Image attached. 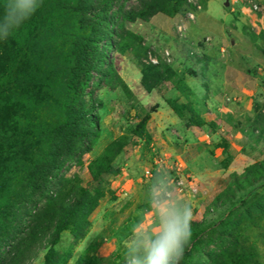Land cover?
<instances>
[{"label":"rangeland","instance_id":"obj_1","mask_svg":"<svg viewBox=\"0 0 264 264\" xmlns=\"http://www.w3.org/2000/svg\"><path fill=\"white\" fill-rule=\"evenodd\" d=\"M104 1L41 0L34 15L7 39L0 38V264H125V241L132 230H158L149 202L151 184L163 179L157 169L168 172L176 196L191 207V226L220 231L229 219L241 241L256 243L264 253L256 235L264 229V181L261 171L246 169L264 162V134L259 132L264 124V0H196L203 10L188 24L184 16L194 7L181 11L182 35L178 17L155 14L126 21L129 12L136 14L152 0L113 1L105 12L107 24L99 25L89 15ZM6 4L0 0V22ZM50 5L54 10L45 15ZM94 39H99L96 54L102 58L93 61L84 96L77 100L71 91L78 73L75 60ZM205 53L209 75L220 79V74L226 87L216 79L211 83L199 66ZM140 64H164L176 73L147 92ZM181 72L212 100L207 109L201 110L179 85ZM180 96L200 111L203 128L186 126L190 133L183 134L184 124L177 133L172 130L167 100ZM154 105L156 111L150 112ZM75 110L87 115L82 143L54 139V129L70 123ZM146 114L149 121L135 131ZM118 140L124 144L119 154L113 145ZM28 166L36 170L29 177ZM106 166L110 171L102 173ZM178 180L186 186L183 192L176 191ZM248 181L251 186L238 189ZM80 189H87L95 207L77 237L64 230L51 245L59 204L68 206ZM58 197L47 216L55 218L50 228L34 223L40 209ZM217 236L204 248L206 264V255L219 253L226 242L227 236Z\"/></svg>","mask_w":264,"mask_h":264},{"label":"trees","instance_id":"obj_2","mask_svg":"<svg viewBox=\"0 0 264 264\" xmlns=\"http://www.w3.org/2000/svg\"><path fill=\"white\" fill-rule=\"evenodd\" d=\"M113 1L116 0L104 1V5L101 9L94 10L92 14L89 15L90 19L95 22H98L99 25L105 26L107 24V15H105V12L109 10V5ZM207 1L208 0H206V3ZM186 2L187 0H152L147 6H145V8H143L136 14L129 12L125 19L128 22H133L135 19L145 20L149 17L154 16L155 14H162L168 18H174L183 9H185ZM62 5L67 6L66 4ZM53 10L54 9L52 5H50L49 9L47 10V13L44 14L48 15ZM41 20L42 16L40 18V21ZM98 42L99 39H94L91 41V43H87V49L85 51H82L79 57L75 60L78 73L76 74L74 81L72 82L73 85L71 86V91L73 92V94L78 95V97L76 98L77 100L82 99V97L84 96L85 89L90 78V67L93 61L96 58H102V56H97L96 54L98 51ZM140 66L142 67L141 85L145 88L147 92L152 91L162 82L170 80V78L172 77V73H176L170 66H166L164 64H161L159 66H157L156 64H140ZM180 78L182 83H179V85L183 84V89L189 91L183 78ZM178 89L179 91L183 90L179 86ZM167 103L177 115L183 118L187 116L185 117L187 126L191 124L200 125V123L196 120L198 118V115H194L193 110L190 106H188V103H179L177 98L168 99ZM156 109L157 105H154L153 107H151L150 112H154L156 111ZM86 119L87 115H84L81 110H75V118L66 125L63 124L62 126L56 127L52 132L53 138L57 139L60 142L66 141L68 145H70L71 143L73 144L74 142L81 144L83 141L82 138L85 137V133H82L81 127L85 125L84 123ZM149 119L150 114H146L137 124L135 131H140L144 127L145 123L149 121ZM259 129L260 134H264V124H262V127H259ZM48 137H50L49 131H47L46 135V138ZM119 140L113 142V145L117 147V154L122 151L124 146V144L120 143ZM54 147L57 148L55 141ZM33 167L34 166L26 167L28 177L29 175H33L36 172ZM110 169L111 166H106L104 167V169H102L101 172H109ZM246 169L247 171H261L260 179L264 181V162H256L248 166ZM47 170L48 168H45L42 175V178L45 181L48 178L46 172ZM238 182L240 183V180L236 179L235 184ZM249 186H251V182L248 181L245 186L238 187V189H243L244 187ZM59 200L60 197H58L57 200L51 201L49 207H42L38 212L37 218L33 222H42L44 224V229H49V226L51 225V219L53 220L55 218L52 216L48 218L47 216L50 215L53 210H55L53 209L54 205L56 206L59 203L57 202ZM60 205L61 204H59L60 216L57 217L59 218V220L57 225L55 226L56 232L54 233V238L51 242V245L57 244V242L59 241V235L64 230H69L74 237H77L81 233L80 229L82 223H84L83 221L85 220V218L87 219V216L95 207V201L94 198L87 191V189H80V191L78 192V196L73 202L69 203L68 206ZM261 214L263 213L261 212ZM251 220L254 224H256V220ZM230 221L231 220L226 219L224 221L225 224L222 226L220 231H218L219 227H215L210 232H206L207 228L204 225L202 226L201 224H194L193 226H191L192 236L189 241L191 243V247L188 248L186 246L184 257L180 261V264H206V261L201 259V257L204 255V248L214 244L213 235H215L217 232L218 238L227 236L225 243H227L229 240L230 242L227 246H225V243L219 246V253H213L210 255V257L206 255V257L208 258V264H264V262L261 261V258H264V253L259 250L258 246L255 245L256 243H248L244 240L241 241L240 237L233 233V227L231 226ZM227 225H230V228H228ZM204 233H207V235H204ZM257 233L258 234L256 235L258 236V239H260V243L264 246V229ZM202 235L207 237V239L205 240V237L202 238ZM194 255L198 257L197 260L193 259ZM45 257H48V254H46Z\"/></svg>","mask_w":264,"mask_h":264},{"label":"clouds","instance_id":"obj_3","mask_svg":"<svg viewBox=\"0 0 264 264\" xmlns=\"http://www.w3.org/2000/svg\"><path fill=\"white\" fill-rule=\"evenodd\" d=\"M42 6L41 0H7L0 22V38L7 39L12 30L29 19ZM162 180L151 184L149 202L156 213L158 230L134 228L125 241V264H180L191 236L193 213L175 194L168 172L157 169Z\"/></svg>","mask_w":264,"mask_h":264},{"label":"crops","instance_id":"obj_4","mask_svg":"<svg viewBox=\"0 0 264 264\" xmlns=\"http://www.w3.org/2000/svg\"><path fill=\"white\" fill-rule=\"evenodd\" d=\"M210 1V0H209ZM209 1H207V3L209 2ZM206 6H207V4H206ZM206 6H205V9H206ZM204 9V10H205ZM203 9L201 8V10L200 11H202ZM198 12V11H197ZM181 13V12H180ZM178 14L176 17H178V21H177V23H180V22H182V18H180L181 16H182V14ZM225 14H227V13H225ZM194 16H195V14H194ZM168 18V17H167ZM181 19V20H180ZM196 19V18H195ZM195 19H194V22H195ZM184 21V20H183ZM193 22V23H194ZM192 23V24H193ZM188 24V23H187ZM191 24V23H190ZM193 32H195V31H193ZM206 44H207V42H205ZM191 46H193V44H191ZM221 51H222V49H220ZM203 57V56H202ZM209 57L210 56H208V53H205V55H204V57L203 58H201V59H199L197 62L199 63V66H202L203 67V71H204V73L205 72H207L206 73V76H207V78L209 79V81L211 82V83H215V82H213V81H215L214 79H216V80H218V84H221L222 86L223 85H225V87H226V85H228L227 84V81L226 82H224L223 81V79L221 78V76H220V74H219V77H220V79L218 78V77H215V75L213 76V78L209 75V73H211L210 72V69H208V62H209ZM205 67V68H204ZM182 73V72H181ZM188 76V75H187ZM217 76V75H216ZM180 77H182L183 78V80H184V82H185V84H186V86H187V88L189 89V95H191L192 97H194V99H195V103H197V104H199V108H201V110L202 109H207V107H209L210 106V102L212 101L211 99L209 100V99H207V95H205V92H203L202 90H200L201 88H199V87H195V86H192L190 83L191 82H187L188 80L186 79V75L184 74V73H182L181 74V76ZM199 86H203V85H199ZM204 89H205V87H204ZM220 89V88H219ZM178 97V96H177ZM176 98V97H175ZM181 98H184V96H180V98L178 99V102L179 103H185V102H183V99H181ZM174 99V98H173ZM186 99V98H185ZM193 101V100H192ZM188 102V101H187ZM191 102V101H190ZM193 102V103H194ZM171 112V115H170V117H169V119H170V123H172V125H173V128H172V130L173 131H177L176 129H178V127H180L181 128V126L183 127V125L185 126V128H186V121H185V117H187V116H185L184 118L183 117H181V116H179V115H177L175 112H174V110L173 109H171L170 110ZM193 113H194V115H198V118L196 119L199 123H200V125H195V124H191V125H189L191 128H194L195 130H198V129H201V128H203V126H205V124H204V122H203V120L201 119L202 117L200 116V111L198 112L195 108H194V110H193ZM186 115V114H185ZM189 116V115H188ZM184 128V131H183V129L181 130V132H184L183 134H185V133H190V130L188 129V128H186L185 129ZM178 132V131H177ZM176 132V133H177Z\"/></svg>","mask_w":264,"mask_h":264},{"label":"built area","instance_id":"obj_5","mask_svg":"<svg viewBox=\"0 0 264 264\" xmlns=\"http://www.w3.org/2000/svg\"><path fill=\"white\" fill-rule=\"evenodd\" d=\"M191 6L194 7V9H190L189 11L186 12L185 16H184V21L185 23H189V22H194L195 19V12L200 11L201 10V6L198 4V2L196 0H187L186 2V7L187 8H191ZM253 9L254 10H258L256 5H253ZM176 29L178 30V33H180L181 35L185 33L186 31V26L184 24V22H180V24L177 25ZM207 41V38L205 39V42ZM165 56L167 57V61L170 62V54L168 52L165 53ZM156 63V62H155ZM147 174H149V172H146ZM151 176V174H149ZM185 184H182L179 180L176 182V191L177 192H183L185 190ZM188 191L190 192L192 197H195L197 195V190L195 187L191 188V185L188 187Z\"/></svg>","mask_w":264,"mask_h":264}]
</instances>
